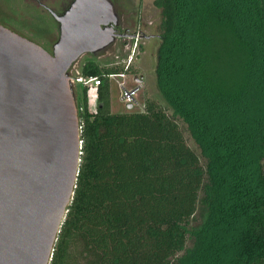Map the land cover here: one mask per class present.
<instances>
[{"label": "trees", "instance_id": "1", "mask_svg": "<svg viewBox=\"0 0 264 264\" xmlns=\"http://www.w3.org/2000/svg\"><path fill=\"white\" fill-rule=\"evenodd\" d=\"M155 4L172 116L148 95L143 111L111 110L110 77L133 66H81L101 82L94 111L79 87L78 174L49 264H264V0Z\"/></svg>", "mask_w": 264, "mask_h": 264}, {"label": "water", "instance_id": "2", "mask_svg": "<svg viewBox=\"0 0 264 264\" xmlns=\"http://www.w3.org/2000/svg\"><path fill=\"white\" fill-rule=\"evenodd\" d=\"M56 19L47 48L0 21V264L50 263L81 155L78 62L123 35L113 0H72Z\"/></svg>", "mask_w": 264, "mask_h": 264}, {"label": "rangeland", "instance_id": "3", "mask_svg": "<svg viewBox=\"0 0 264 264\" xmlns=\"http://www.w3.org/2000/svg\"><path fill=\"white\" fill-rule=\"evenodd\" d=\"M121 13V23L118 26V32L125 36L119 37L114 45L104 52L105 54L93 57L92 55H84L78 62V67L91 60L100 65H112L116 63H125L137 69L136 74H120L110 77L109 91L110 104L113 112H123L126 110L143 111L144 97L148 95L154 99L162 107L167 109V112L172 116L171 110L168 108L165 100L159 94L155 82V65H156V51L159 42L160 24L162 20L161 8L155 4L156 0H113ZM68 0H46L47 5L51 7L56 13H60L62 6ZM25 13L33 14L34 22L41 26L49 35V40L41 39V37L33 38L40 42L44 47H50L51 42L58 36L57 23L54 21L52 15L40 6L34 3L20 2L19 0H0V14L3 15L8 12L4 6H8L15 10L16 6H21ZM64 3V4H63ZM31 5V6H30ZM0 15L2 17L3 15ZM26 32V31H25ZM27 33V32H26ZM29 34V33H27ZM47 39V38H46ZM51 41V42H50ZM134 42V43H133ZM133 43V44H132ZM140 43H144V46ZM135 45L139 49L134 48ZM143 78L142 83L135 95L136 104L133 107L127 108V103L122 99L124 89L130 90L138 85L134 77ZM83 81L77 82L78 95L79 87L83 85ZM88 107L94 111L97 106L96 87L90 86L87 91ZM183 129V135L192 150L199 156L203 164L205 159L202 157L198 145L191 137L185 123L178 117H174ZM204 212V206L199 200L195 217L190 221V227H195L201 220V215ZM191 244L188 239L187 245Z\"/></svg>", "mask_w": 264, "mask_h": 264}, {"label": "flooded vegetation", "instance_id": "4", "mask_svg": "<svg viewBox=\"0 0 264 264\" xmlns=\"http://www.w3.org/2000/svg\"><path fill=\"white\" fill-rule=\"evenodd\" d=\"M19 1L20 2L24 1L25 3H31V4L34 3V5H32L33 8L34 7L37 8L35 6L37 5V6L42 7L46 11H48L54 18V21L57 23V28H58V21L56 19V16L62 13L68 7V5L70 4L72 0H68V2L62 6L61 8L62 10L60 11V13H56L53 9H51V7L47 5L46 0H19ZM4 7L7 9L8 12H5L4 15L1 13L3 15L2 17H0V21H2V23H4L5 25L9 27H14L25 34L29 33L27 35L33 38L41 37V39H44V40L50 39L47 32L43 28H41V26L37 25L33 21L34 20L33 14L29 15L25 13V10L22 9L23 3H21L20 7L16 6L15 10L11 9L8 6H4Z\"/></svg>", "mask_w": 264, "mask_h": 264}, {"label": "built area", "instance_id": "5", "mask_svg": "<svg viewBox=\"0 0 264 264\" xmlns=\"http://www.w3.org/2000/svg\"><path fill=\"white\" fill-rule=\"evenodd\" d=\"M134 48H136V45ZM79 81H83V83H84L83 85H89V86H94V87H97L101 82L100 78H98V77L89 76V77L83 78V77H81V75L78 78V82ZM139 87H140V84H138L137 86H135L134 88H132L130 90L124 89L122 99H124V101L127 104L128 103H130L132 105L136 104L137 102L135 100V95H136Z\"/></svg>", "mask_w": 264, "mask_h": 264}]
</instances>
